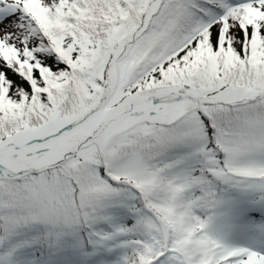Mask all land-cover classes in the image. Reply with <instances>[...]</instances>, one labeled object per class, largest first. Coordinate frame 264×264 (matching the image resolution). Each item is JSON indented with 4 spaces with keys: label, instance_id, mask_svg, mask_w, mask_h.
Segmentation results:
<instances>
[{
    "label": "snow or ice",
    "instance_id": "obj_1",
    "mask_svg": "<svg viewBox=\"0 0 264 264\" xmlns=\"http://www.w3.org/2000/svg\"><path fill=\"white\" fill-rule=\"evenodd\" d=\"M0 264H264V0H0Z\"/></svg>",
    "mask_w": 264,
    "mask_h": 264
}]
</instances>
